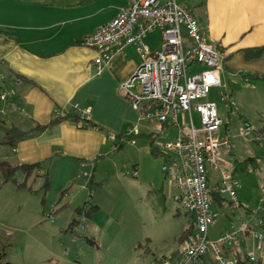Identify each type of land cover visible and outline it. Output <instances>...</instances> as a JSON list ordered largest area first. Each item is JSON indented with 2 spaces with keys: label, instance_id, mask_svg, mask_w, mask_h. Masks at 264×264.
<instances>
[{
  "label": "crops",
  "instance_id": "crops-1",
  "mask_svg": "<svg viewBox=\"0 0 264 264\" xmlns=\"http://www.w3.org/2000/svg\"><path fill=\"white\" fill-rule=\"evenodd\" d=\"M132 2L0 0V120L6 133L18 129L16 145L0 161H42V171H48L53 180L59 161L68 158L96 164V168L115 143L130 137L136 128L140 134L142 127H148V119L141 117L122 89L144 60L138 44L123 46L100 68L94 63L100 51L79 44L83 36L111 22ZM197 13L208 40L223 56L224 104L230 109L234 106L240 116L257 112L264 121V0H214L210 12ZM156 31L145 38L153 53L162 48L148 43ZM253 48L263 49L248 57L246 50ZM3 92L8 93L6 97ZM75 104L82 111L90 110L88 121L68 118L36 130L51 123L57 109L65 115L73 112ZM260 126L264 122L255 128ZM227 129L235 143L234 156L237 140L253 141L239 136L230 122ZM112 134L118 136L117 141ZM234 156L226 154L232 160ZM261 254L264 258V251Z\"/></svg>",
  "mask_w": 264,
  "mask_h": 264
},
{
  "label": "rangeland",
  "instance_id": "rangeland-1",
  "mask_svg": "<svg viewBox=\"0 0 264 264\" xmlns=\"http://www.w3.org/2000/svg\"><path fill=\"white\" fill-rule=\"evenodd\" d=\"M183 1L197 19V12L206 14L214 5V0ZM203 27L206 30V25ZM153 36L148 43L161 48V32ZM201 69L202 65H193L188 73ZM223 90L212 88L208 100L217 103L220 115L233 130L247 122L253 127L264 122L257 112L240 116L234 106L226 107ZM193 118L199 128L195 110ZM146 123L148 127H142L141 133L125 141L121 149L112 146L109 156L96 168V164L68 158L59 161L58 174L50 179L47 191L42 188L43 177L21 188L12 181L3 183L0 169V248L6 250V260L17 264H162L164 256L172 258L179 252L178 245L189 233L181 241L179 238L192 225V214L180 204V191L173 185L171 173L163 170L169 159L165 154L151 153L148 135L152 134L155 145L165 151L168 139L187 135L190 116L179 114V126H161L153 120ZM6 131L0 120V156L11 152L10 145L1 143ZM237 141L235 159L239 163L234 172L241 181L239 202H231L227 196L222 205L213 202L215 222L208 239L214 242L226 231L244 230V241L236 249L254 251L261 257L264 242L258 248L253 232L263 230L259 220L264 218V139ZM252 154L256 159L244 162ZM16 176L18 181L24 180L22 172ZM210 177L211 183L220 182L213 171ZM93 205L99 208L87 213ZM227 257L236 258L232 254ZM204 259L220 264L212 249Z\"/></svg>",
  "mask_w": 264,
  "mask_h": 264
},
{
  "label": "built area",
  "instance_id": "built-area-1",
  "mask_svg": "<svg viewBox=\"0 0 264 264\" xmlns=\"http://www.w3.org/2000/svg\"><path fill=\"white\" fill-rule=\"evenodd\" d=\"M155 30L161 32L163 43L161 50L153 53L145 38ZM131 43L138 44L144 60L135 74L122 84V89L141 117L162 125L179 126V114H184L185 118L190 116L187 135L179 134L164 143L169 164L163 165V170L171 173L173 185L180 191V204L192 214L193 227L178 255L164 256L161 263L200 264L212 249L220 264H237V258L227 257L223 250L240 245L245 238L244 230L226 231L214 242L208 239L209 228L215 222L212 195L227 196L231 202L238 203L241 188L233 160L226 157L235 146L232 134L228 129L221 131L225 121L217 103L208 100L211 89L222 84L223 56L208 40L183 0H133L111 22L79 40L80 45L100 51L94 60L99 68L108 63L117 50ZM116 44L121 47L116 49ZM193 65H202L203 69L189 74L188 68ZM7 94L3 92L2 97ZM144 103H155V106L141 110ZM73 109L82 116L90 112L89 109L82 111L78 104ZM194 110L200 117L199 128L194 124ZM56 113L60 112L56 110ZM138 133L137 128L132 131V134ZM238 135L258 142L264 139V130L258 132L247 122L239 127ZM111 138L118 140L115 134ZM212 171L220 177L219 183H211ZM259 225L263 230L253 232V237L261 248L264 218L259 220ZM247 253L252 259L256 258L254 251Z\"/></svg>",
  "mask_w": 264,
  "mask_h": 264
},
{
  "label": "trees",
  "instance_id": "trees-1",
  "mask_svg": "<svg viewBox=\"0 0 264 264\" xmlns=\"http://www.w3.org/2000/svg\"><path fill=\"white\" fill-rule=\"evenodd\" d=\"M263 48H253V49H248L246 50V55L248 57H253V56H257L261 53ZM155 103H144L143 105L140 106L141 110H145L151 107H154ZM60 113H56L55 111V119H53L51 121V123H49L48 125H39L36 127V130H41V129H45L47 128L49 125H52L56 122L62 121L64 119H68L71 118L74 121H83V120H87L86 116H82L79 112L74 111L71 113L68 112L65 115L61 114V111L59 109H57ZM88 121V120H87ZM167 124V123H166ZM229 125V122H225L224 125V129H227V126ZM264 130V126H260V127H256V131L258 132H263ZM18 133V129L17 128H11L8 130V132L5 134V136L2 138L1 143L3 144H7L10 146H15L16 145V138H17V134ZM139 134V133H138ZM131 135H136V134H131ZM123 137V141L120 140L117 143H115V148L116 149H121L124 146V142L127 140H131L132 137ZM148 136H150V151L151 153L155 154V155H159V154H165L164 150L158 146L155 145L153 139H152V134H149ZM230 155H233V150L230 152ZM235 157V156H234ZM256 157H248L247 159L244 160V162H247L248 160H255ZM237 163H239V161L237 159H233V164H234V171L237 170ZM44 168L43 166V162H34V163H11L8 160H1L0 161V169L3 172V176H4V182H8V181H12L14 183H16L18 185L19 188L21 187H27L28 185L32 186L31 183L33 181L36 180L37 177H43V184H42V188L45 189L46 191L48 190L49 186H50V175L48 173V171H42ZM22 172L24 174V180L23 181H18L17 178V173L18 172ZM225 200V197H221L220 195H217L216 193H214L212 195V202H216L220 205L223 204ZM91 209L87 211V213H91L92 209L94 208H99L98 205H93L92 207H90ZM74 222L71 223V225H73ZM193 227V222L192 225L185 230L184 235L181 236L179 238V241H181L186 235L187 233H189L191 231ZM188 231V232H187ZM246 234V233H245ZM91 241V240H90ZM223 253L227 256L229 255H234L237 258V264H264V258L262 257H256L254 259H252L251 257L248 256L247 252H240V250L236 247L227 249L224 248ZM231 253V254H230ZM6 250L4 248H0V264H17L11 261H7L6 260ZM217 260V259H216ZM218 261V260H217ZM209 264L204 258L201 260L200 264Z\"/></svg>",
  "mask_w": 264,
  "mask_h": 264
}]
</instances>
